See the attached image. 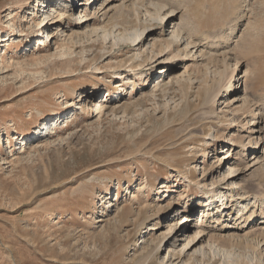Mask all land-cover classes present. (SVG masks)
Returning a JSON list of instances; mask_svg holds the SVG:
<instances>
[{
    "label": "rangeland",
    "instance_id": "obj_1",
    "mask_svg": "<svg viewBox=\"0 0 264 264\" xmlns=\"http://www.w3.org/2000/svg\"><path fill=\"white\" fill-rule=\"evenodd\" d=\"M59 1L0 0V55L14 64H0V264H264L263 230H239L237 214L264 212V163L247 170L240 143L219 153L254 114L264 140V0H110L85 23L55 13ZM177 28L191 52L169 46ZM210 84L220 122L204 134ZM58 114L61 128L41 135ZM209 190L242 206L202 214Z\"/></svg>",
    "mask_w": 264,
    "mask_h": 264
},
{
    "label": "bare ground",
    "instance_id": "obj_2",
    "mask_svg": "<svg viewBox=\"0 0 264 264\" xmlns=\"http://www.w3.org/2000/svg\"><path fill=\"white\" fill-rule=\"evenodd\" d=\"M43 0H41V2H42ZM66 1H70L71 2V5L70 4H68V2H66ZM74 1L75 0H60L59 1V7H56V12L55 13H59V15H61V14H64V12H66V11H68V6H69V10H79V14H82V13H84V15L81 17V16H79L80 18H81V22H83V23H85V22H87V20L88 19H83L85 16H88L89 15V7L90 6H95V8H96V6L98 7H103L104 9L108 6V3H109V1L110 0H92V1H90V2H79V3H77V5L76 4H74ZM63 3H66V4H68V5H65V4H63ZM13 4H16V3H14L13 2ZM20 4V3H19ZM57 4H58V1H57ZM63 5L65 6V7H63ZM48 6V5H47ZM9 7V6H8ZM12 7V6H11ZM67 8V9H66ZM108 8V7H107ZM110 8V7H109ZM54 9V8H53ZM61 9V10H60ZM97 9V8H96ZM38 10V9H37ZM13 13H14V10H12V11H10L9 12V14H8V16H9V19L8 20H14V18H15V15H13ZM34 14L36 13V11L35 12H33ZM44 15V14H43ZM39 16V15H38ZM48 17V16H47ZM47 17L45 18V20H43V24L42 25H40V23L39 24H37V25H40L39 27H38V30L35 32V33H37L38 31H39V33L42 31V29H43V27H45L46 25H48V23H49V21H51L52 20V18L51 19H49V20H47V22H46V19H47ZM24 20H25V18H24ZM57 20V19H56ZM44 22H46V23H44ZM52 22H54V21H52ZM51 22V23H52ZM188 25V24H187ZM46 29V28H45ZM183 29V28H182ZM188 28H187V32H188ZM22 31V30H21ZM183 31H185L184 29H183ZM35 33H34V35L33 36H35ZM48 33V32H47ZM41 34V33H40ZM180 34H181V30L179 29V28H177L175 31H173V33H172V38H171V40H170V45L169 46H173V45H178L179 43H182V42H186L187 41V45H186V51H188V52H191V49H189L190 47H196V45H198V43H194V41L192 40V39H190L189 37H182V38H180L179 40H177L179 37H180ZM187 34H189V33H187ZM191 34H193V33H191ZM190 34V35H191ZM134 38H133V42L135 43V44H139V43H141L142 42V39L140 40V37H141V35H142V32H135L134 33ZM38 36V35H37ZM50 36V34H47V36L46 37H49ZM185 36V35H184ZM44 38V37H43ZM43 38H41V39H39L38 40V47H37V50H40V47L41 46H43V47H46V46H48V45H46V41L43 39ZM192 38V37H191ZM206 38V37H205ZM201 39V38H200ZM6 40H8L7 38L6 39H3V40H1L0 42H2V41H6ZM47 40V39H46ZM205 40V39H204ZM210 40V39H209ZM202 42H200V44H201ZM236 43V42H235ZM191 45V46H190ZM165 50H160V51H158L157 53H152V55H153V57L155 58L156 56L158 57V58H161L162 56H163V52H164ZM189 55V54H188ZM191 55V54H190ZM194 56V55H193ZM189 57V56H188ZM0 64H1V69L2 68H10V66H12V65H14L13 64V61L11 60V61H5L4 60V57L3 56H1L0 55ZM158 58H156V60H158ZM194 58V57H193ZM195 59V58H194ZM167 59L166 58H164V59H159V62L158 63H161V62H165ZM192 60V59H191ZM186 66V65H185ZM133 67V66H132ZM187 67V66H186ZM133 69V68H132ZM145 70L146 69H144V70H141L139 73H145ZM169 69L168 68H163L162 70H159V72L158 73H160V74H162V76L163 77H165V74L166 73H164V71H168ZM7 71V70H6ZM0 72H3V71H0ZM138 73V74H139ZM137 74V75H138ZM169 74V73H168ZM143 75V74H142ZM145 75V74H144ZM135 76H136V74H135ZM230 78H232V77H230ZM164 80L162 81L161 80V82L160 81H157V83L153 86V87H159V86H161V85H164ZM145 85H146V83H145ZM132 86V89L134 88V82H133V84L131 85ZM152 87V88H153ZM155 88V89H156ZM221 90H218V88L216 89L213 85H209V86H207L206 88H205V92L203 93V95L202 94H200L199 95V98L200 99H198V101H199V103L203 106V109H202V107H200L199 106V108H201L202 110L200 111V118H199V120H200V122H201V127L202 128H200L201 129V131H205L206 129H205V126H207V125H216L215 123H218V122H220V120H219V118H218V114H216V109L214 108V106H216V103H217V101H218V97H219V95H220V92ZM144 92V91H143ZM83 95V94H82ZM84 96V95H83ZM93 105V104H92ZM251 113V112H250ZM257 114H254V116H253V114H250V116H253V119L250 121L251 122V125H249V130L248 131H246V133L245 134H242V128H244L245 126L243 125V123L242 124H240L239 123V127H241V130H240V132H239V134H238V136L239 135H241L242 134V136H239V141L237 140V136H235V137H231V135H229V140L226 142V145H225V148H222L220 151H219V153H225L224 151H226V153L228 152H230L231 150H234L235 148L234 147H236L237 146V144L238 143H240V147H241V153L240 154H238V155H242V157L239 159V161L240 162H243V163H245L246 165H247V167H248V169L247 170H251L252 168H254L255 166H258L259 164H260V166H261V164H263L264 163V159H261L260 157H259V154L262 152V143H263V141L264 140H262L261 139V136L262 135H260V130H257L256 128H253V126H255V125H257L258 123H256V120H255V116H256ZM262 115V114H261ZM245 116V115H244ZM68 117V116H67ZM198 117V116H197ZM255 117V118H254ZM62 118H63V116L62 115H60V114H58L57 115V117H55V118H53V119H47V121H46V123L44 124V126L43 127H41V128H39L38 130H40L41 129V135H42V130H45V133L43 134V136H48V135H50L51 133H53L55 130H57V129H59V128H61V126H62V123L64 122V119L62 120ZM67 119H69V118H67ZM61 121V122H60ZM243 121V120H242ZM241 121V122H242ZM60 122V123H59ZM233 123H235V122H233ZM233 123H229V127L230 128H232V125H233ZM59 125H61L60 127H59ZM222 126V125H221ZM195 129V127H191L190 129L189 128H187L186 129V132H187V130H188V134L187 135H185L183 138H184V142H186V141H188V140H190V141H192V143H189L188 145L189 146H192L191 148H195V145H193L194 144V142H195V140H196V138H195V136L196 135H198V134H194L193 135V130ZM239 130V129H238ZM196 131V130H195ZM196 132H198V131H196ZM245 132V131H244ZM206 132H204V134H205ZM39 134V135H40ZM47 134V135H46ZM201 134H203V133H201ZM32 137V136H31ZM207 139V138H206ZM244 139H247L248 140V142L247 143H245L244 142ZM29 140V139H28ZM199 140V139H198ZM31 141V140H30ZM262 141V143H260ZM206 142V144L204 145V146H209L208 145V142L207 141H205ZM28 143V142H27ZM26 143V144H27ZM210 144V143H209ZM28 145V144H27ZM27 145H26V147H27ZM216 146V145H215ZM214 146V147H215ZM228 146H229V148H228ZM29 147V146H28ZM23 148H25V147H23ZM23 150H26V149H23ZM197 151H198V149H196L195 150V153H197ZM202 156H203V158L205 159L207 156H208V150H207V148H203V154H202ZM249 156H251L250 157V159H249ZM226 157V156H225ZM238 159V158H237ZM248 159L251 161V162H249L248 161ZM228 160H230V156L229 157H226V159H225V162L226 161H228ZM240 162L238 163V164H240ZM258 167H256V168H254L252 171H251V173H254V171H256V169H257ZM238 170L239 169H236L235 170V172L237 171L238 172ZM229 171H232V169L231 168H229ZM235 172H233V173H235ZM238 175V174H237ZM236 174L235 175H233V177L234 176H237ZM225 176H227V174L225 175ZM228 181H229V179H228ZM146 185V184H145ZM227 185V184H226ZM142 188V187H141ZM141 191V190H140ZM175 191V190H174ZM143 193V192H142ZM208 193L210 194L208 197H204V196H206V195H204L203 197H204V200L202 201V202H197V206H200V204H202L201 206H203V208H205V211H202V214L204 213V214H207V216H210V215H213L214 213L216 214V213H220V214H223L225 211H226V208H233L234 206H242L241 204H242V202H243V200H241L240 199V197H235V198H231L230 200H229V204H227L226 203V201L228 200V199H221V196L219 195V193L218 192H215V190H209L208 191ZM141 194V193H140ZM133 195V194H132ZM167 195V194H166ZM180 195V194H179ZM138 196V195H137ZM137 196H135V198H137ZM134 197V196H133ZM134 198V199H135ZM134 199H133V201H134ZM136 200H138V198L136 199ZM217 202H220V203H218L217 204ZM250 202L251 201H249V204H250ZM203 203H205V204H203ZM246 207V206H245ZM262 207H264V201L262 202ZM141 208H143L144 209V205H143V207H141ZM148 208V207H147ZM146 208V209H147ZM143 209H140L141 211H143ZM245 210H246V208L244 209V210H238V218L240 217L241 218V222L242 221H244V224L242 225L243 227H241L239 230H245V226H246V224H248V223H252L251 225V227H250V229H249V231L248 232H253L254 230H256V229H262L263 230V233H264V212L263 213H257L256 211H254V210H248L247 209V213L245 212ZM262 210V209H261ZM184 212H186V209L184 210ZM214 212V213H213ZM228 213H229V215H228ZM228 213H226V215H228L229 217H230V214L232 213V212H229L228 211ZM242 213V214H241ZM123 214V213H122ZM201 214V215H202ZM231 218V217H230ZM200 220H201V217H199V219H198V222H196V229H195V233H193V235H191V237H190V239H189V241H188V243L187 244H185L183 247H188L189 246V244L192 242V241H194L195 240V238H196V234H200L201 233V230H199V226H200ZM154 225H156V224H154ZM155 227V226H154ZM152 228V227H151ZM248 228V227H247ZM153 229V228H152ZM186 230V229H185ZM179 232H181V236H184L185 234H187L185 231H184V229H180V230H178ZM177 231V232H178ZM177 232H175V234L174 235H172L171 236V239L172 238H174L173 240H174V242L173 243H175V241H177V240H179L178 239V236L176 235V233ZM262 232V231H261ZM195 234V235H194ZM188 236V235H187ZM168 242H169V240H168ZM171 242V241H170ZM178 242V241H177ZM196 243H197V241H195L194 243H193V246L194 245H196ZM192 246V247H193ZM160 247V246H159ZM191 247V248H192Z\"/></svg>",
    "mask_w": 264,
    "mask_h": 264
}]
</instances>
